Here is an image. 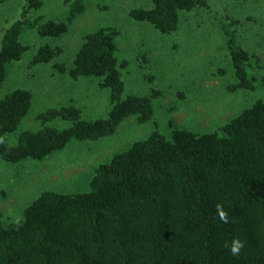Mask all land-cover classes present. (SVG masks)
I'll list each match as a JSON object with an SVG mask.
<instances>
[{"label": "trees", "instance_id": "1", "mask_svg": "<svg viewBox=\"0 0 264 264\" xmlns=\"http://www.w3.org/2000/svg\"><path fill=\"white\" fill-rule=\"evenodd\" d=\"M24 1V16L43 6L42 0ZM151 1L150 9L135 10L132 17L166 34L177 30L180 12L209 8V0ZM82 5L65 19H37L29 27L42 38H59ZM238 23L229 14L223 26L235 79L230 90H255L251 53L231 33ZM24 25L18 21L2 36L0 88L9 66L29 49L21 42ZM116 35L111 28L89 33L71 69L55 65L73 80L95 77L109 88V116L84 121L73 106L48 110L37 117L42 129L22 133L16 146L0 141L1 160L43 161L73 141L112 134L131 116L141 123L153 118L156 92L122 99L125 67L116 55ZM60 52L43 46L32 65L49 63ZM31 101V93L22 89L0 100V138L18 129ZM57 119L70 121L71 127L48 126ZM173 127L169 135L155 127L147 139L100 165L90 192H43L18 221L0 219V264H264V100L214 133ZM234 239L244 244L236 256L230 252Z\"/></svg>", "mask_w": 264, "mask_h": 264}, {"label": "rangeland", "instance_id": "2", "mask_svg": "<svg viewBox=\"0 0 264 264\" xmlns=\"http://www.w3.org/2000/svg\"><path fill=\"white\" fill-rule=\"evenodd\" d=\"M40 10L24 16V0H0L1 39L18 21L25 23L21 42L28 51L13 62L0 88V100L22 89L32 95L31 107L18 129L0 141L17 145L25 132L42 129L38 115L55 108L71 106L84 121L107 118L112 109L111 90L95 77L73 80L62 75L56 64L67 69L84 43V37L101 28L117 32V57L125 68L123 100L130 96L158 95L153 118L141 123L137 116L124 120L110 135L96 141H73L63 151L43 161L25 159L17 163L0 159V219L18 221L24 211L43 192L88 193L96 171L108 164L116 153L147 139L155 127L171 134L173 126L200 133H214L258 100H264V0H209V8L180 12L174 33H163L147 22L132 17L138 9H150L151 0H42ZM83 3L68 30L59 38H42L29 27L42 22L65 19ZM240 23L231 26L237 43L252 57L255 90L231 91L235 79L223 31L228 15ZM227 24L231 25L227 22ZM60 48L49 63L32 65L43 46ZM232 69V70H231ZM55 129L71 127L68 120L48 124Z\"/></svg>", "mask_w": 264, "mask_h": 264}, {"label": "clouds", "instance_id": "3", "mask_svg": "<svg viewBox=\"0 0 264 264\" xmlns=\"http://www.w3.org/2000/svg\"><path fill=\"white\" fill-rule=\"evenodd\" d=\"M217 211H218V215L220 217V219L227 223V213L221 208V206H217ZM228 245H226L227 247ZM244 247V244L238 240V239H234L231 243V246H230V252L232 255L236 256V255H239L240 253V250Z\"/></svg>", "mask_w": 264, "mask_h": 264}]
</instances>
